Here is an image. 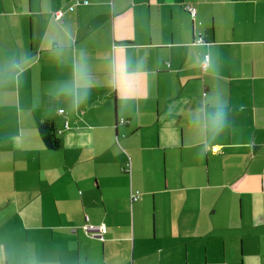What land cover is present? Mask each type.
Segmentation results:
<instances>
[{
  "label": "crops",
  "instance_id": "0c3cea01",
  "mask_svg": "<svg viewBox=\"0 0 264 264\" xmlns=\"http://www.w3.org/2000/svg\"><path fill=\"white\" fill-rule=\"evenodd\" d=\"M0 264H264V0H0Z\"/></svg>",
  "mask_w": 264,
  "mask_h": 264
},
{
  "label": "clouds",
  "instance_id": "9594fccd",
  "mask_svg": "<svg viewBox=\"0 0 264 264\" xmlns=\"http://www.w3.org/2000/svg\"><path fill=\"white\" fill-rule=\"evenodd\" d=\"M79 82L75 85L73 95L75 96L74 103L78 106L87 98V76L81 66L79 69ZM136 74H130L125 71H121L119 83L120 87L128 94H132L137 87V81L135 79ZM83 89V91H80ZM226 123V113L224 106L220 103L216 104V111L211 116V130L213 136L219 134Z\"/></svg>",
  "mask_w": 264,
  "mask_h": 264
},
{
  "label": "rangeland",
  "instance_id": "374dc122",
  "mask_svg": "<svg viewBox=\"0 0 264 264\" xmlns=\"http://www.w3.org/2000/svg\"><path fill=\"white\" fill-rule=\"evenodd\" d=\"M230 165H232L231 164V162L230 161H228L227 162V164H226V166H230ZM218 192H221V190H218ZM204 195H205V199H206V203H205V206L207 205V203L208 202H211L212 200V198H213V195H214V191H210V192H204ZM22 199L23 198V201L22 200H19V201H22V202H18L17 200L18 199ZM14 200V204H16V206H17V210H19L21 213H24V211L27 213V216L28 215H31L32 214V212L36 209V204H29V203H27V201H26V199H27V195L26 194H24V195H22V194H19V197H12L11 198V200ZM11 200L9 201L8 200V202H7V204H8V206L10 207V206H12L13 205V203H11ZM212 203H213V201H212ZM211 205H213V204H211ZM32 207V208H28V207ZM38 208H39V204H38ZM177 208V205L175 206V209ZM246 211H247V208H246ZM245 211V212H246ZM151 212H152V208H151ZM158 213H160V210H158ZM223 214H225V212L223 211ZM220 215H222V213L220 212ZM160 219V217H158L157 218V221ZM170 221H172V220H170ZM248 221H249V219L247 218V217H245L244 218V220H243V224H247L248 223ZM24 222H26L27 223V225H26V223H24V227L26 228V227H28V228H31V226H32V224H31V222L30 221H25L24 220ZM17 223L15 222V225H16ZM219 224H221L220 226H223L224 228L226 227H228L229 225H228V221H226V223L224 224V225H222L223 223L222 222H220L219 221ZM159 225H161V223H160V220H159ZM240 225H242L235 217H232V226H231V228H233V227H235V226H240ZM12 227H16V226H12V225H10L9 226V228H12ZM1 238H2V240H9V241H11L12 240V237L10 236V235H7V234H5V232L4 231H1Z\"/></svg>",
  "mask_w": 264,
  "mask_h": 264
},
{
  "label": "built area",
  "instance_id": "2783aa9c",
  "mask_svg": "<svg viewBox=\"0 0 264 264\" xmlns=\"http://www.w3.org/2000/svg\"><path fill=\"white\" fill-rule=\"evenodd\" d=\"M186 9L192 15V17L196 16V10L192 7V5H188L186 7ZM207 64H208V60L205 61L204 65L207 66ZM121 123L125 124V121H121ZM127 166H128V172H130L131 171V163H128ZM131 198H132V202L135 203V202H138L139 200H141L142 195L140 192H135L132 194ZM85 231L91 237L96 238V239H100V240H103L105 238L106 233H107V229H106L105 225H101V226H97V227L86 226Z\"/></svg>",
  "mask_w": 264,
  "mask_h": 264
},
{
  "label": "trees",
  "instance_id": "16d2710c",
  "mask_svg": "<svg viewBox=\"0 0 264 264\" xmlns=\"http://www.w3.org/2000/svg\"><path fill=\"white\" fill-rule=\"evenodd\" d=\"M39 132L47 149L57 150L60 147V140L57 138L53 123L44 122L40 124Z\"/></svg>",
  "mask_w": 264,
  "mask_h": 264
},
{
  "label": "bare ground",
  "instance_id": "6f19581e",
  "mask_svg": "<svg viewBox=\"0 0 264 264\" xmlns=\"http://www.w3.org/2000/svg\"><path fill=\"white\" fill-rule=\"evenodd\" d=\"M62 113V112H61Z\"/></svg>",
  "mask_w": 264,
  "mask_h": 264
}]
</instances>
